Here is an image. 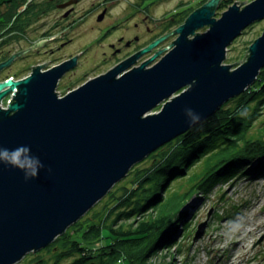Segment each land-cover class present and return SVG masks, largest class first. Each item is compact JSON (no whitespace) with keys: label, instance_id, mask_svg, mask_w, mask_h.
<instances>
[{"label":"water","instance_id":"1","mask_svg":"<svg viewBox=\"0 0 264 264\" xmlns=\"http://www.w3.org/2000/svg\"><path fill=\"white\" fill-rule=\"evenodd\" d=\"M220 1L207 0L175 30L62 97L55 91L57 80L74 59L0 82V103L12 94L6 108L0 105V144L29 146L44 165L27 182L23 172L0 166V264H16L52 244L136 163L256 81L264 67V31L249 45L244 61H237L242 63L233 67L223 61L233 40L264 19V0L242 8L236 2L246 0L235 1L217 18ZM170 34L177 36L166 54L160 56L169 46L129 69ZM186 108L200 121L191 123ZM207 224L199 226L194 240L203 237Z\"/></svg>","mask_w":264,"mask_h":264},{"label":"trees","instance_id":"2","mask_svg":"<svg viewBox=\"0 0 264 264\" xmlns=\"http://www.w3.org/2000/svg\"><path fill=\"white\" fill-rule=\"evenodd\" d=\"M206 1L200 0L201 5ZM234 1L221 0L219 9H227ZM19 5L13 3L6 24ZM263 112L264 67L246 91L227 101L191 130L155 150L147 158L155 161L151 166L135 170L138 176L132 170L127 176L128 185L109 191L99 203L100 209L95 210L94 206L44 248L45 253H51L48 259L40 253L18 264H63L65 261H69L68 264H166V258L163 263L154 259L160 257L161 250L176 244L179 227L184 230L188 226L183 224L187 212L181 208L195 189L206 193L222 180L239 174L246 176L250 164L253 175H264V117L259 120ZM202 159L205 166L202 174L194 178V185L181 197L177 193L176 203H168L170 197L164 198L173 184L166 183L185 178ZM140 216L143 218L139 219ZM185 237L182 233L181 239Z\"/></svg>","mask_w":264,"mask_h":264},{"label":"rangeland","instance_id":"3","mask_svg":"<svg viewBox=\"0 0 264 264\" xmlns=\"http://www.w3.org/2000/svg\"><path fill=\"white\" fill-rule=\"evenodd\" d=\"M235 1L243 2L245 0ZM249 2L251 0H246L242 4L241 2L236 3L242 8ZM200 5V0H80L76 6V11L78 14L83 13L84 19L68 29L69 31H66L64 35L60 34V29L54 28L56 30L50 36L52 40L44 42V45L40 47V51H50V48H52L54 51L52 57L58 58L76 50H83L86 47L87 54L85 61L93 60L94 64L99 63V68H104L107 67V62L102 52L108 51L107 43H116V38L122 35L125 39L134 40V38H137L135 47H141L142 49L158 39L159 36L161 37L175 30L180 23L182 24L185 21H180L182 16L189 14L190 10L194 11ZM225 10H220L218 6L215 17H220L221 13ZM102 13H104V18L99 21L98 17ZM57 18V10H54V15L47 17V19L53 22ZM43 19L37 20L36 23L43 21ZM46 21L47 25L51 24L50 21ZM27 26L32 27V23L30 22ZM1 27L0 25V31L2 30ZM31 27L27 28V32H30L29 29ZM110 27L111 30L106 33V29ZM205 30H207V27L200 29L199 32ZM38 31H40V28ZM263 31L264 19L256 21L245 28L233 40V43L227 47L223 64H233L232 66L235 67L242 63L249 45ZM167 36L160 45H157L152 51L138 58V62L131 65L129 69L140 66L142 62L149 59L156 51L169 46L177 35L170 34ZM8 38L14 39L13 37ZM68 39L72 40L68 47L61 48L60 43ZM1 40L3 42V39ZM14 42L16 41H12V45L15 44ZM59 47L61 50H57ZM32 48L33 46L30 49L33 50ZM170 49L171 46L163 49L160 56L166 54ZM238 60L243 61L237 62ZM157 61L158 58L151 64H155ZM59 90L61 94L65 91L63 89ZM11 95L5 96L1 100L2 104L0 103V105H2V108L7 107L6 105L9 103ZM160 107L161 105L154 111H158ZM263 115L264 112L259 120L264 117ZM255 126L259 127V123ZM148 156L136 163L129 170L128 174L132 170L135 172L137 169L151 166L155 161L147 159ZM204 166L205 162L202 159L193 166L187 176L185 175V178L168 181L166 185L173 184V186L170 192L166 193L164 199L170 197L168 203L172 201L176 203L178 201V197H176L177 193L179 197L186 193L190 185H194V178L202 174ZM250 168H253L251 164L247 167L246 176L239 174L222 180L206 193H199V190L195 189L194 194L185 201L184 206L181 208L182 211L187 212L183 224H188V226L184 230H181V227H179V233L176 235V244L172 245L169 249L161 250L158 253L160 257L154 260L157 263L158 261H162L163 263L164 258H166V264H264V175L257 177L252 174ZM128 174L114 184L111 190L119 188L121 185H128ZM135 175L138 176L139 174L135 172ZM108 193L94 205L96 207L95 210L100 209L101 204L99 203L106 198ZM175 205L179 206V202ZM90 210L80 219L84 218ZM138 218L141 219L143 216ZM206 222L208 224L203 237L199 240H194L199 226ZM182 233L186 235L183 239H181ZM235 241H239V243L236 244ZM40 253L44 255V259H48L51 254H47L43 249H40L39 251L26 254L18 263H21L26 258L31 260L33 256L36 257L35 254L38 255ZM68 262L65 261L63 264H68Z\"/></svg>","mask_w":264,"mask_h":264},{"label":"flooded vegetation","instance_id":"4","mask_svg":"<svg viewBox=\"0 0 264 264\" xmlns=\"http://www.w3.org/2000/svg\"><path fill=\"white\" fill-rule=\"evenodd\" d=\"M23 1L24 0H0V15H2L3 19V22L0 23L2 26V30L0 31V35H2V38L0 37V64H4L5 61L15 55L8 66L0 69V82H5L7 79L14 81L23 79L30 75L37 67H39L40 72H47L66 61L70 62L74 59V64L57 80L55 91L58 93L59 97H62L87 80L105 73L122 61L132 57L141 49V47H135L137 38H134V40L125 39L120 35L116 38V43H107L108 51L102 52L107 62V67L104 68H99V63L94 64V62H92L93 60L85 61L87 54L86 47L83 50H76L75 52L68 53L63 57H52L54 52L52 48H50V51L45 50L44 52L42 50L41 52L40 47L44 45V42L50 41L52 32L56 30L54 28L60 29V34L64 35L66 31H69L68 29L77 25L84 19L83 13L78 14L76 11V6L79 4L80 0ZM13 3H20V5L12 15L11 21L6 24V17L12 14L11 7ZM54 10H57L58 18L53 22L47 19V17L54 15ZM39 19H43V21L36 23ZM46 20L50 21L51 24L47 25ZM30 22L32 23V27L27 26ZM28 27H31L29 29L30 32H27ZM39 28L40 31H38ZM110 30L111 27L107 28L106 33ZM8 37H13L14 39ZM5 38L7 39L4 41ZM1 39H3L4 42H2ZM12 41H16L14 45H12ZM71 41V39H68L61 42L60 47H68ZM38 42H40L42 46H38ZM32 46L35 47L33 50L30 49ZM60 47L57 50H61ZM138 60H136L135 63H137ZM59 89L65 91L61 94L59 93L61 92Z\"/></svg>","mask_w":264,"mask_h":264},{"label":"clouds","instance_id":"5","mask_svg":"<svg viewBox=\"0 0 264 264\" xmlns=\"http://www.w3.org/2000/svg\"><path fill=\"white\" fill-rule=\"evenodd\" d=\"M185 113L190 117L191 123H197L201 119V116L190 108H186ZM4 165L23 172L26 182L37 178L39 170L44 167L39 158L32 155L29 146L20 145L9 149L0 144V166Z\"/></svg>","mask_w":264,"mask_h":264},{"label":"bare ground","instance_id":"6","mask_svg":"<svg viewBox=\"0 0 264 264\" xmlns=\"http://www.w3.org/2000/svg\"><path fill=\"white\" fill-rule=\"evenodd\" d=\"M240 242H241V241H240ZM235 243H236V244H238V243H239V241H238V242H236V241H235Z\"/></svg>","mask_w":264,"mask_h":264},{"label":"built area","instance_id":"7","mask_svg":"<svg viewBox=\"0 0 264 264\" xmlns=\"http://www.w3.org/2000/svg\"><path fill=\"white\" fill-rule=\"evenodd\" d=\"M1 104H2V102H1ZM1 107H2V105H1Z\"/></svg>","mask_w":264,"mask_h":264}]
</instances>
